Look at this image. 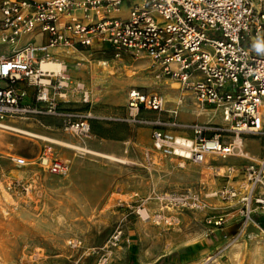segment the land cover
Returning a JSON list of instances; mask_svg holds the SVG:
<instances>
[{
    "label": "rangeland",
    "instance_id": "obj_1",
    "mask_svg": "<svg viewBox=\"0 0 264 264\" xmlns=\"http://www.w3.org/2000/svg\"><path fill=\"white\" fill-rule=\"evenodd\" d=\"M257 1L264 7V0ZM29 40L23 39L22 44ZM12 49L0 44V52ZM110 53L96 48L69 49L58 56L68 67L73 84L81 82L89 92L90 104L81 102V94L72 93L67 98L70 103L60 105L76 120H88L91 131L87 138L67 134L60 117L0 123L2 262L228 264V254L235 246L244 250L257 240L264 247V209L255 206L256 213L246 222L238 201L216 196L227 186L244 192L247 169L264 153L260 138L238 137L232 125L223 121L220 109L200 107L175 80L161 75L150 59L125 57L122 62H111ZM130 70L137 73L133 80H127ZM132 88L163 97L165 110L178 111L181 125L206 128L205 137L219 136L224 144H234L235 155L224 161L212 156L208 166L179 159L147 166L143 154L153 150L151 131L129 122L126 116ZM143 116L156 114L143 112ZM178 135L193 132L184 130ZM237 138L247 158L240 157ZM45 147H52L56 158L69 162L67 175H52L35 161L29 167L16 165L15 159L33 160ZM223 165L228 167L221 169ZM230 168L234 170L228 175ZM186 192L201 196L203 210L159 223L155 219L161 208L158 196ZM260 192L264 194V190ZM143 200L147 203L141 210ZM116 235L120 238L115 244ZM169 249L172 253H167ZM241 263L249 264L247 259Z\"/></svg>",
    "mask_w": 264,
    "mask_h": 264
},
{
    "label": "built area",
    "instance_id": "obj_2",
    "mask_svg": "<svg viewBox=\"0 0 264 264\" xmlns=\"http://www.w3.org/2000/svg\"><path fill=\"white\" fill-rule=\"evenodd\" d=\"M122 8L125 14H114ZM0 44L13 47L0 52V123L60 117L67 134L87 138L88 120H76L60 106L70 103L67 98L72 93L81 94V102L90 104L86 86L74 85L65 65L48 72L41 64L58 59L60 51L96 48L111 52L113 60L150 59L161 75L175 80L200 107L220 109L223 121L232 125L238 137H258L264 146V7L257 0H2ZM128 106V121L151 130L153 150L145 153L148 166L160 158L203 165L209 156L235 155L234 144H224L219 136L205 137L206 128L181 125L179 112L165 110L159 95L132 88ZM143 112L158 116L145 117ZM184 130L193 135L179 136ZM33 161L55 176L70 171V164L56 158L52 147H45ZM15 163L32 165L25 158ZM246 175L244 192L227 186L216 196L238 201L248 222L255 206L264 209L260 192L264 190V153ZM158 201L161 208L155 219L159 223L178 221L182 213L204 207L194 192L160 195ZM146 203L143 200L139 209ZM144 217L149 220L147 214ZM119 238H113L115 244Z\"/></svg>",
    "mask_w": 264,
    "mask_h": 264
},
{
    "label": "bare ground",
    "instance_id": "obj_3",
    "mask_svg": "<svg viewBox=\"0 0 264 264\" xmlns=\"http://www.w3.org/2000/svg\"><path fill=\"white\" fill-rule=\"evenodd\" d=\"M63 65L64 64L62 62H58V59H56V60H53V61H50V62L41 64V68L44 71L57 72V71H59L60 69L63 68ZM175 84L177 85V83H175ZM172 90H177V89L172 88ZM163 102H164V98H163ZM211 113L212 112L207 113V115H210ZM3 127L6 128V129H12V130H15V131L18 130L17 128H13L11 126L9 127V126L3 125ZM237 139H239V141L238 140L237 141H238L239 145H241V147H240L239 145H237V141H235V144L239 147L240 157L247 158L248 155H245L243 153V151H242L243 150V147H242L241 139L240 138H237ZM211 157L212 156L207 157L206 162H205V165L206 166L209 165V161H210V158ZM209 168H211V167H209ZM246 234H248V233H246ZM163 239H164V237H162V240ZM250 239H253V237L250 236ZM263 258H264V256L262 254V250H261V246H260L259 242H257V240L256 241L253 240L252 245H249V244L245 245L244 250L241 249L238 246H235L234 248H232L231 251L228 254V261L227 262H228V264H239V263H241L243 261V259H247L248 262H249V264H264V259ZM0 264H6V261L5 262H2V257L1 256H0Z\"/></svg>",
    "mask_w": 264,
    "mask_h": 264
},
{
    "label": "crops",
    "instance_id": "obj_4",
    "mask_svg": "<svg viewBox=\"0 0 264 264\" xmlns=\"http://www.w3.org/2000/svg\"><path fill=\"white\" fill-rule=\"evenodd\" d=\"M126 13V10L125 9H123V10H120L119 12H115L114 14H116V15H121V14H125ZM22 41H23V39L21 40V43H22ZM59 55L58 56H60V52H57ZM68 54H70L69 52H68ZM62 56V55H61ZM123 61V60H122ZM122 61H118V60H112L111 62H122ZM58 62H64L63 60H61L60 58H58ZM107 64L106 63H104V66H106ZM128 72H132V75H128V77H127V80H133L134 79V77H136V72L135 71H132V70H130V71H128ZM128 74V73H127ZM149 83L151 82L150 80L148 81ZM33 90L32 89H29V92L31 93ZM31 96H32V93H31ZM126 116H127V119L128 118H130V114H131V112H130V108H129V106H128V99H127V106H126ZM150 114L151 113H154V112H149ZM155 114V113H154ZM156 116H158L157 114H156ZM155 117V116H154ZM148 130H150L149 128H148ZM151 131V130H150ZM150 139H151V134H150ZM146 153V152H145ZM145 153L143 154V161H144V163L148 166V164L146 163V159H145ZM224 161V160H226V159H220L219 161ZM29 161H33V160H29ZM159 161L161 162V161H164L162 158H160L159 159ZM65 162H67V161H65ZM69 163V162H68ZM32 166V165H31ZM228 166H222L221 167V169L222 168H227ZM70 169H71V166H70ZM14 173V172H13ZM13 173L11 174V176L13 175ZM26 173V172H25ZM29 177V176H28ZM20 179H22V178H20ZM24 180V179H23ZM160 243H162V242H160ZM153 245H155V246H158V244H153ZM261 250H262V254H263V256H264V247L263 246H261ZM167 253H172L171 252V250L169 249L168 250V252ZM264 259V258H263Z\"/></svg>",
    "mask_w": 264,
    "mask_h": 264
}]
</instances>
